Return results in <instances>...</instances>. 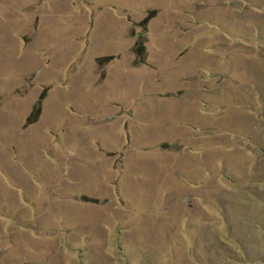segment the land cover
<instances>
[{
    "label": "rangeland",
    "instance_id": "1",
    "mask_svg": "<svg viewBox=\"0 0 264 264\" xmlns=\"http://www.w3.org/2000/svg\"><path fill=\"white\" fill-rule=\"evenodd\" d=\"M0 264H264V0H0Z\"/></svg>",
    "mask_w": 264,
    "mask_h": 264
}]
</instances>
